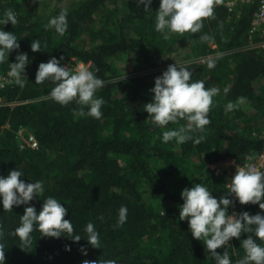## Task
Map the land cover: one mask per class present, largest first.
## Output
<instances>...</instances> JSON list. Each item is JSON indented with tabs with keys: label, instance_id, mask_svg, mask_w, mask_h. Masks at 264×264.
Listing matches in <instances>:
<instances>
[{
	"label": "trees",
	"instance_id": "obj_1",
	"mask_svg": "<svg viewBox=\"0 0 264 264\" xmlns=\"http://www.w3.org/2000/svg\"><path fill=\"white\" fill-rule=\"evenodd\" d=\"M158 8L159 0H151L149 11L136 0H79L67 10L68 28L58 34L41 21L38 0L27 4L0 0V20L8 10L18 20L13 25L0 23V28L13 32L19 43L8 61L6 54L0 62V175L17 168L26 183L42 181L44 192L28 203L39 211L47 196L55 197L68 209L63 219H70L74 234L82 236L79 241L67 235L45 236L34 227L31 243L24 245L13 230L27 205H14L12 210L0 205L4 264H81L98 259H114L117 264H215L203 242L192 237L187 218L180 219L178 205L183 203V188L203 183L213 196H228L229 213L238 201L227 193L226 179L209 164L229 157L241 165L262 148L263 139L250 131L249 122L242 125L247 134L233 125L235 116L246 119L251 114L241 108L239 97L255 110L264 104L261 51L246 47L254 5L229 13L213 4V14L202 18L198 32H168L167 38L155 29ZM204 34L206 40L201 39ZM83 37L91 44L80 45ZM32 39L40 41L41 50H31ZM177 48L190 56L186 66L193 80L220 87L207 113L210 123L193 130L192 139L182 143L164 142L162 132L186 125L185 119L156 126L146 120L149 114L144 110L153 95L154 78L173 64L170 54ZM20 52L29 58L23 86L7 76L8 62ZM204 55H212L213 67H208L209 58L204 64L192 62ZM52 56H63V65L89 63L90 70L105 81L95 92L105 101L100 118L88 115L87 106L76 99L61 104L50 98L51 81L35 82L38 64ZM229 101L237 107L227 110ZM23 127L33 133L37 148L18 147L16 132ZM198 136L204 139L194 143ZM122 204L127 206V219L117 225ZM237 204L238 213L264 214L258 204ZM89 221L99 232L100 248L85 239ZM247 235L254 234L242 232L215 251L227 250L234 262L244 255L240 241ZM254 238L264 245V240Z\"/></svg>",
	"mask_w": 264,
	"mask_h": 264
},
{
	"label": "clouds",
	"instance_id": "obj_2",
	"mask_svg": "<svg viewBox=\"0 0 264 264\" xmlns=\"http://www.w3.org/2000/svg\"><path fill=\"white\" fill-rule=\"evenodd\" d=\"M137 5H143L149 11L151 0H136ZM151 12V11H150ZM213 14V0H159V8L155 12V29L167 38L168 32L185 33L198 32L203 24L202 18ZM11 22H18L12 10H8L5 17L0 20L3 25ZM46 28H54L58 34H63L68 28L67 9L62 8L60 12L51 16ZM167 29V32L165 31ZM207 39V35L201 36ZM17 36L0 28V62H3L12 49H18ZM30 48L33 51L41 50L39 40L32 39ZM55 56L50 57L46 62L38 64L35 82L42 83L45 80L51 81L53 86L48 96L61 104H67L76 99L81 105L87 106V114L100 118L103 113L101 107L104 104L103 97L95 95L97 89L104 86L105 81L96 76L90 70L89 65L78 64L75 67L63 65ZM215 60H207L208 67L215 65ZM29 63L26 52L16 55L13 62H8L9 70L7 76L14 78L15 83L23 86L24 68ZM26 79V78H25ZM229 91L228 87L224 92ZM153 94L151 100L144 104V110L149 114L146 120L153 125L166 126L169 122H177L180 118L187 121V124L179 128H168L162 132V140L168 142L175 139L177 142H185L192 139L193 130H202L210 123L207 115L212 98L219 92L217 87H206L204 80H193L192 74L185 63L169 64L159 76L154 78V84L150 89ZM242 103L245 97H239ZM237 107L229 101L226 104L227 110ZM84 114V109H80ZM203 136L195 137L194 143L203 140ZM249 161L252 160L248 156ZM21 170L14 168L9 170L7 175H0V205L5 210H12L14 205H27L23 214L19 216V224L13 230L24 245L31 243L30 233L34 227L45 236L60 237L69 236L73 241H79L81 235L74 234V226L70 219H63L68 209L58 199L47 196L39 209L28 202L33 196L44 192L43 182L40 180L25 182L20 177ZM227 193L235 196L241 204L251 202L258 204L264 210V171L257 166L246 163L237 165L234 174L229 182L225 183ZM212 191L203 183H193L191 187L181 190L180 196L183 203L179 204V217L181 220L187 218L188 228L193 238L200 239L215 259V264H264V245L257 242L258 237L264 240V214L257 212L249 214L248 211H241L238 214L227 212L232 201L226 195L219 198L211 194ZM127 206L121 205L118 208L117 225H122L127 219ZM84 231L86 240L93 247L100 248L99 232L93 222L89 221ZM251 232L254 235H247L242 239L241 245L244 255L234 262L230 259L229 252L224 250L218 253L215 249L229 244L232 237L239 238L241 233ZM22 248V247H21ZM23 249V248H22ZM66 250H70L66 246ZM82 254L87 249L81 245ZM5 262L4 247L0 245V264ZM81 264H117L114 259L83 260Z\"/></svg>",
	"mask_w": 264,
	"mask_h": 264
},
{
	"label": "built area",
	"instance_id": "obj_3",
	"mask_svg": "<svg viewBox=\"0 0 264 264\" xmlns=\"http://www.w3.org/2000/svg\"><path fill=\"white\" fill-rule=\"evenodd\" d=\"M213 4L222 5L229 13L237 12L245 5H249V4L254 5V9L247 28L248 43L246 47L254 48L261 51V58L264 62V0H213ZM256 37H260V38L258 40H255ZM210 57L211 55L196 57L195 60H192V62L195 61L201 63ZM78 64L89 65V63L76 61L73 63L72 67H75ZM258 133L261 135V138L263 139L261 150L256 154L248 155L252 157L251 161H249L247 159L248 156H246L241 165L246 163H251L257 166L258 168H260L262 171H264V122L260 126ZM16 138H17L18 147L20 149L26 147L35 149L38 147V143L35 136L26 128L19 129L16 132ZM222 161L228 163L229 165V167L225 168V170L228 175V179H230L231 176L234 174L236 170V166L238 164L235 163L234 160L229 157L225 158ZM209 167L215 174H218L219 167L217 162L210 163ZM238 208L239 207H233L229 211V214H232L233 212L238 213L239 210Z\"/></svg>",
	"mask_w": 264,
	"mask_h": 264
},
{
	"label": "rangeland",
	"instance_id": "obj_4",
	"mask_svg": "<svg viewBox=\"0 0 264 264\" xmlns=\"http://www.w3.org/2000/svg\"><path fill=\"white\" fill-rule=\"evenodd\" d=\"M20 1L23 4H27L33 0H20ZM77 1H79V0H38V3H39L38 14L40 15L39 17L44 24H47L49 18L53 15L55 10L62 9V8L69 10ZM79 43H80V45H89V44H91V40L88 37H83V39H81ZM170 57H171L173 63L177 62V63L187 64V62H189V60H190V56H185L182 53V51L179 50L178 48L170 54ZM205 61L201 62V63L204 64ZM64 65H68V66L72 67L73 64L71 62H68ZM217 88H220V87L217 86ZM240 106L246 112L251 113V114L249 115L248 118L246 117V119H241L240 116H235V120L233 123L234 127L237 130L241 129L240 132L242 131V129L245 130L242 132L244 134H247V128L244 129V127H242V125H245L246 122H249L250 123V131H252V133H258L260 126L264 122V104H263L262 108L256 109V110L251 105H246V103H244V102L240 103ZM256 118H259V119H257V121H255V123H253V121L256 120ZM23 128L27 129V127H23ZM217 163H218V167H219L218 168L219 169L218 175L223 176L224 179H226V181L229 182L230 179H228V175H227L226 170H225V168L229 167L228 163H226L224 161H218ZM237 203L234 204L233 207H237V205H238ZM233 207H231L230 210Z\"/></svg>",
	"mask_w": 264,
	"mask_h": 264
}]
</instances>
